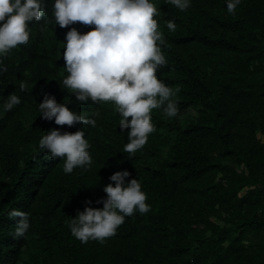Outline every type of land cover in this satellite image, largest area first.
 <instances>
[{
  "label": "trees",
  "instance_id": "16d2710c",
  "mask_svg": "<svg viewBox=\"0 0 264 264\" xmlns=\"http://www.w3.org/2000/svg\"><path fill=\"white\" fill-rule=\"evenodd\" d=\"M153 2L166 38L157 76L179 87L180 110L198 113L184 122L152 109L155 131L131 158L115 102L77 101L60 83L69 74L66 33L95 25L77 21L62 31L54 18L49 30H31L29 45L0 69V264H264V0H241L235 14L226 0H191L184 11ZM13 92L21 103L5 112ZM45 94L96 125L44 119ZM54 127L83 128L91 168L65 173L64 158H49L39 140ZM123 169L141 182L151 209L126 216L104 242L82 243L66 221L89 200L102 208L104 185ZM11 208L30 213L22 238L14 235L22 217L10 218Z\"/></svg>",
  "mask_w": 264,
  "mask_h": 264
},
{
  "label": "clouds",
  "instance_id": "9594fccd",
  "mask_svg": "<svg viewBox=\"0 0 264 264\" xmlns=\"http://www.w3.org/2000/svg\"><path fill=\"white\" fill-rule=\"evenodd\" d=\"M166 2L181 11L191 6V0ZM226 3L228 12L235 14L241 0ZM157 11L153 0H0V69H6L9 56L29 45L31 30H49L54 18V26L62 31L77 21L95 25L84 33L76 27H70L66 33L63 57L69 74L60 83L62 88L75 93L77 101L115 102L121 116L119 126L128 134L124 152L131 158L155 131L152 109L161 107L169 117L180 112L173 98L179 87L173 89L157 76V70L167 63L161 50L166 38L158 30ZM167 27L175 31L177 24L168 20ZM27 88L25 82L20 83L21 90ZM20 103L21 97L10 93L2 110L10 111ZM39 112L44 119L54 118L59 125L97 123L93 116L69 108L50 94H45L39 103ZM98 115L99 112L94 113ZM39 146L47 150L51 159L64 158L65 173L92 166L91 145L83 128L70 132L54 127L40 138ZM129 176L128 169L115 171L109 178L115 183L104 185L107 196L101 198L103 207H92L89 200L84 210L66 221L71 233L82 243L90 239L104 242L116 234L126 216L151 209L141 182L136 177L126 179ZM7 215L22 217L14 235L24 237L31 226L30 213L11 208Z\"/></svg>",
  "mask_w": 264,
  "mask_h": 264
},
{
  "label": "rangeland",
  "instance_id": "374dc122",
  "mask_svg": "<svg viewBox=\"0 0 264 264\" xmlns=\"http://www.w3.org/2000/svg\"><path fill=\"white\" fill-rule=\"evenodd\" d=\"M197 113V109L190 107L186 110H180L179 114L175 116V118H178L179 120L182 119L184 122H188L190 119L196 117Z\"/></svg>",
  "mask_w": 264,
  "mask_h": 264
}]
</instances>
